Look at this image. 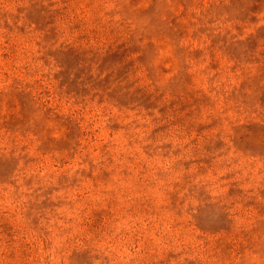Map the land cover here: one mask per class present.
Masks as SVG:
<instances>
[{
  "label": "rangeland",
  "instance_id": "374dc122",
  "mask_svg": "<svg viewBox=\"0 0 264 264\" xmlns=\"http://www.w3.org/2000/svg\"><path fill=\"white\" fill-rule=\"evenodd\" d=\"M0 264H264V0H0Z\"/></svg>",
  "mask_w": 264,
  "mask_h": 264
}]
</instances>
